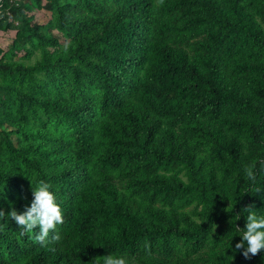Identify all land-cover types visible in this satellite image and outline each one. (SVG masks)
Returning a JSON list of instances; mask_svg holds the SVG:
<instances>
[{
    "label": "trees",
    "instance_id": "trees-1",
    "mask_svg": "<svg viewBox=\"0 0 264 264\" xmlns=\"http://www.w3.org/2000/svg\"><path fill=\"white\" fill-rule=\"evenodd\" d=\"M44 5L74 36L60 48L34 32L52 47L40 67L46 84L72 93L37 96L0 82V126L21 137L10 154L35 185L50 184L64 223L59 241L50 231L41 244L0 220V264H104L108 254L170 264L174 240L200 248L216 221L225 225L212 237L210 262H173L264 264V251L251 259L233 251L243 209L264 215V0H160L157 14L154 0ZM35 69L0 61L2 77ZM90 87L96 93L86 97ZM36 115L62 122L70 138L31 124ZM250 164L255 182L244 171ZM192 202L199 208L182 210Z\"/></svg>",
    "mask_w": 264,
    "mask_h": 264
},
{
    "label": "rangeland",
    "instance_id": "rangeland-1",
    "mask_svg": "<svg viewBox=\"0 0 264 264\" xmlns=\"http://www.w3.org/2000/svg\"><path fill=\"white\" fill-rule=\"evenodd\" d=\"M0 0V61L3 63L21 62L26 66H35L31 76L20 79L18 75L13 77L0 76V82L21 85L26 90H31L37 96L52 95L62 98L68 97L72 91L64 84H46L41 65L45 61L46 52H51L52 47L37 41L34 32L55 37L60 48H66L74 36V29L70 25L61 26L55 19V15L44 7L46 0ZM160 0H154V11ZM112 9L115 3L108 1ZM96 93L93 87L86 88L83 95L91 97ZM29 122L36 127L49 130L55 135L70 138V129L58 120L45 121L41 115L31 117ZM21 137L7 126H0V204L2 202H19L30 206L32 200V186L36 187L31 178V173L24 169L22 163L10 154V143L19 145ZM180 175L185 179L183 173ZM199 208L195 202L182 208L191 211ZM225 222L216 221L208 241L204 246L193 249L181 239L174 240L171 248L167 250L165 257L170 264L177 257L195 258L199 261L210 262V254L207 250L213 246L212 237ZM263 264V263H255Z\"/></svg>",
    "mask_w": 264,
    "mask_h": 264
},
{
    "label": "clouds",
    "instance_id": "clouds-1",
    "mask_svg": "<svg viewBox=\"0 0 264 264\" xmlns=\"http://www.w3.org/2000/svg\"><path fill=\"white\" fill-rule=\"evenodd\" d=\"M260 163L264 164V161ZM255 164L245 167L244 171L250 181L255 182ZM51 186L44 180H40L36 187L32 186V200L30 206H26L25 211L17 212L14 208L7 213L0 209V220L8 219L15 221L23 231L21 235L34 234L36 242L45 243L49 238L50 231L54 232L52 239L59 241L60 236L55 232L58 225L64 223L62 208L57 202V197L50 190ZM261 191L256 188L255 193ZM246 215V223L239 235L241 238L235 244L233 251L242 250V255L246 259H251L261 251H264V215H258L252 205H247L243 209ZM238 218V217H237ZM39 228L38 233L34 229ZM240 229V228H238ZM247 242V246H245ZM104 264H128L126 258L114 255H105Z\"/></svg>",
    "mask_w": 264,
    "mask_h": 264
}]
</instances>
